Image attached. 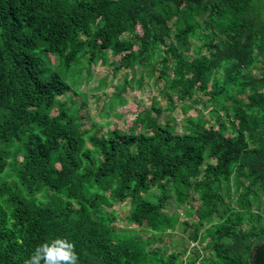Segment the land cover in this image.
<instances>
[{"label": "trees", "instance_id": "16d2710c", "mask_svg": "<svg viewBox=\"0 0 264 264\" xmlns=\"http://www.w3.org/2000/svg\"><path fill=\"white\" fill-rule=\"evenodd\" d=\"M109 56L112 79L152 66L167 109L195 115L84 127L68 80ZM172 198L198 214L184 226L204 264H264V0H0V264L55 237L79 264H183L108 211L128 200L130 224L165 232Z\"/></svg>", "mask_w": 264, "mask_h": 264}, {"label": "rangeland", "instance_id": "374dc122", "mask_svg": "<svg viewBox=\"0 0 264 264\" xmlns=\"http://www.w3.org/2000/svg\"><path fill=\"white\" fill-rule=\"evenodd\" d=\"M115 59L111 56L108 57V62L101 65L100 62L87 65L76 79L69 82L78 90L79 94H74L72 91L69 93L70 98L75 100L76 104L81 105L83 101L86 102V108L83 109L85 119L83 120L84 127L90 128L91 123H97L99 126H104V130H110L114 127L127 129L136 120L139 123L145 122L149 118H154L157 113L151 111L147 112L153 105L160 108L162 111L159 113V121L164 123L167 118L172 122V127L181 131V126L185 118L192 117L195 112L189 111L184 114L179 104H174L173 110L167 109L166 101L159 94L155 84L154 75L156 72L152 66H139L134 65L129 70H121L112 79V69L109 63ZM160 60V56L156 55L152 60V64H156ZM51 64L48 66L47 75L55 71L58 67L59 61L57 57L51 58ZM72 78V76H70ZM124 77L131 80V85H128L124 92H121L123 103L114 101L113 93L115 87L123 82ZM104 79L105 82L103 81ZM207 97L202 96L201 102L195 105L197 113L206 115L210 110L211 103H203ZM158 194L157 190L153 191ZM199 204H195V207ZM202 212L206 213L204 206H199ZM130 203L129 201L118 202L115 206L108 211H114L116 216L115 227L117 229H124L128 232L137 231L136 236L142 238H151V247H159L162 252L166 254L181 252V259L183 264H188L194 261L195 264L207 263L203 257L209 256V250L204 249V241H191L188 239V234L191 229H185L184 222H195L198 219V214L193 209L181 205L177 202L176 198H172L167 203L166 212L170 215L178 217V223L173 230L165 232L153 233L152 230L145 227L139 228L136 225L130 224L127 221L129 215ZM206 219H210L207 217ZM141 229L142 231H138ZM198 250L199 255H195Z\"/></svg>", "mask_w": 264, "mask_h": 264}, {"label": "clouds", "instance_id": "9594fccd", "mask_svg": "<svg viewBox=\"0 0 264 264\" xmlns=\"http://www.w3.org/2000/svg\"><path fill=\"white\" fill-rule=\"evenodd\" d=\"M24 264H79V255L71 240L55 237L38 244Z\"/></svg>", "mask_w": 264, "mask_h": 264}]
</instances>
